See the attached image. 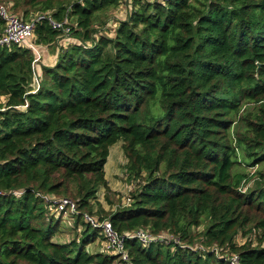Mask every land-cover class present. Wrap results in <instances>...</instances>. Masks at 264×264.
I'll use <instances>...</instances> for the list:
<instances>
[{
	"label": "trees",
	"instance_id": "16d2710c",
	"mask_svg": "<svg viewBox=\"0 0 264 264\" xmlns=\"http://www.w3.org/2000/svg\"><path fill=\"white\" fill-rule=\"evenodd\" d=\"M2 1L23 19L67 16L70 32L43 19L0 48V264H264V173L243 189L233 169L264 160V0H124L109 33L95 15L121 0ZM117 142L136 188L93 212ZM43 195L73 200L85 230L54 241ZM84 214L152 240L126 236V259L90 252L103 237Z\"/></svg>",
	"mask_w": 264,
	"mask_h": 264
},
{
	"label": "rangeland",
	"instance_id": "374dc122",
	"mask_svg": "<svg viewBox=\"0 0 264 264\" xmlns=\"http://www.w3.org/2000/svg\"><path fill=\"white\" fill-rule=\"evenodd\" d=\"M127 15V4L124 0H121L120 3L112 5L108 7L107 9L99 10L96 15V24L104 26L102 30H104L106 33H109V30L111 31L112 27H105L103 21H107L108 19H111V21H116V19H123ZM72 22V20H71ZM114 23H112L114 27ZM65 45V44H64ZM41 60V59H40ZM34 88L37 87L36 82L33 83ZM252 104H247L246 102H242V109H244L246 106L248 107ZM241 109V110H242ZM247 108H245L246 111ZM241 112V111H240ZM244 112V111H243ZM122 144L121 142H117L115 145L112 146L110 149V155L106 160V163L104 164V173H105V179L108 184V189L105 190L103 188L99 189L96 198L92 200L93 204V212L98 210V203L101 204V206L106 210L114 209L117 205H122L124 198L129 196L130 193L133 191V188H136L135 182L129 183L127 180V176L124 172L123 166L126 163L125 156L122 151ZM247 162H240L238 165L234 166V171H239L248 178L243 184V189L249 188L254 185V182L258 178V173H264V160L261 161L258 164L255 165H248ZM107 197L109 201L112 202V206H109ZM56 198V197H55ZM125 205V204H123ZM52 214L53 211H50ZM55 217H60V230L56 233L55 236H53V240L55 241H69L71 238H74L75 236H79L81 231L85 230V227L81 224L74 223V217L72 215L64 214L62 216H58L54 213ZM56 219V218H55ZM83 221V220H82ZM76 226V227H75ZM200 229V228H199ZM242 239L238 238V241ZM87 250L90 252H96L100 251L101 249V238L97 239L96 241L90 243L87 247ZM114 264H118L115 262Z\"/></svg>",
	"mask_w": 264,
	"mask_h": 264
},
{
	"label": "built area",
	"instance_id": "2783aa9c",
	"mask_svg": "<svg viewBox=\"0 0 264 264\" xmlns=\"http://www.w3.org/2000/svg\"><path fill=\"white\" fill-rule=\"evenodd\" d=\"M82 2L83 0H78ZM11 4L0 0V18L3 21V29L0 34V48L10 47L13 45L23 46L28 41L34 37L35 28L37 22L46 19L54 30H59L64 36H69L70 32V21L67 16H64L62 20H55L47 13H37L29 19H23L22 17L13 14L10 9ZM43 199L51 203V211L55 214H67L73 215L76 213V203L67 198H55L48 197L46 195L42 196ZM129 202V196L124 198L123 204L127 205ZM84 219L86 222L90 223L92 226L100 229V234L103 237L101 241V250L110 254H120L122 259H126L125 252L123 250L124 239L126 236L128 238H136L141 242L147 243L152 240V235L148 231L142 229L137 230L133 233H128L126 235L118 233L108 220H98L89 214H84ZM163 237H158L162 240ZM177 241L176 238H173ZM231 264H239L237 256L232 255L230 257Z\"/></svg>",
	"mask_w": 264,
	"mask_h": 264
},
{
	"label": "crops",
	"instance_id": "0c3cea01",
	"mask_svg": "<svg viewBox=\"0 0 264 264\" xmlns=\"http://www.w3.org/2000/svg\"><path fill=\"white\" fill-rule=\"evenodd\" d=\"M31 40L33 41V38ZM58 43L60 44V41H58ZM36 49L38 51L37 54H39L38 57H40V59L43 60L46 64L47 63L53 64L55 62L58 53L55 48L50 46H42L41 48H36ZM112 146L110 147V149L112 148ZM110 149H109V155H110Z\"/></svg>",
	"mask_w": 264,
	"mask_h": 264
},
{
	"label": "water",
	"instance_id": "95a60500",
	"mask_svg": "<svg viewBox=\"0 0 264 264\" xmlns=\"http://www.w3.org/2000/svg\"><path fill=\"white\" fill-rule=\"evenodd\" d=\"M260 65L258 64L257 67H259Z\"/></svg>",
	"mask_w": 264,
	"mask_h": 264
}]
</instances>
